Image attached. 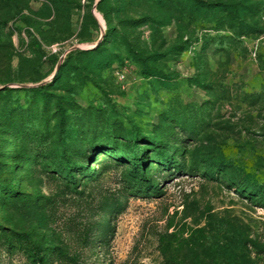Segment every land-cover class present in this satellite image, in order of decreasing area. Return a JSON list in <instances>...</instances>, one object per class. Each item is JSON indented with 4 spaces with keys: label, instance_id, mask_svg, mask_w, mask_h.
<instances>
[{
    "label": "rangeland",
    "instance_id": "374dc122",
    "mask_svg": "<svg viewBox=\"0 0 264 264\" xmlns=\"http://www.w3.org/2000/svg\"><path fill=\"white\" fill-rule=\"evenodd\" d=\"M41 85L42 144L18 137L28 117L4 118L38 98L0 95V185L16 192L0 188V264H33L31 243L55 250L46 264H264L247 193L264 183V0H0V90ZM62 142L114 146L71 182Z\"/></svg>",
    "mask_w": 264,
    "mask_h": 264
},
{
    "label": "trees",
    "instance_id": "16d2710c",
    "mask_svg": "<svg viewBox=\"0 0 264 264\" xmlns=\"http://www.w3.org/2000/svg\"><path fill=\"white\" fill-rule=\"evenodd\" d=\"M235 11H238V9L236 8ZM6 91H25L26 93H30L32 95H34L36 98H38V100L36 101H32V102H28L27 106H28V110L25 113V109L24 107H16V108H12L9 111H4V118H5V122L10 124V128H12L13 126H15V118L19 117V118H23L26 116V118L28 117V123H26L23 127V129H17L18 131V137H20V139H22L23 141L26 142H32V143H38V144H42L44 143V141L48 140V134H43V133H38L37 131L34 130L35 124L44 126V130H47V104H46V86H38V87H33V88H26V89H11V90H7V89H3L0 90V95ZM38 104H40L38 106ZM29 108L34 109L32 112L29 110ZM16 122L18 123V121L16 120ZM25 127H27V129H24ZM69 136V131L66 130ZM44 132V131H43ZM71 134V133H70ZM72 138L71 140H73V136H75L74 133L71 134ZM140 139H138L136 136H133L132 134L129 135V139L127 140L128 142V148L123 149L122 151H120L119 153L121 154V159L126 161L129 160V158H131L130 160V164L132 165L134 171H132L131 173L132 175V181H134L136 183V181L138 179L143 180V176L141 178H138V173L140 172V168L143 165L141 163V158L143 156V154H146V150L140 151ZM177 143H183L182 141H177ZM148 145H153L154 147V151L155 153H157V155L155 156V160L157 163L159 164H163V162H167L171 161V153L166 152L167 149L161 150V143L158 141L157 138H150L147 140ZM101 147H96V148H90V150L88 151H83L77 154H73L71 150H68L66 148V145H64V142L61 143V145L57 146L56 148H53V150L51 151V154L53 155L54 158V163L53 165L55 166V170L57 171L58 174L64 175L66 176V178H69V181L73 182L72 179L76 178L77 174L81 173L82 171L87 170L86 168V163H88L91 160V156L89 154H102V152H107L111 146H114V143H102V145H100ZM105 146L104 151H102V147ZM148 151V149H147ZM144 154V155H145ZM26 155H19L17 157L18 158H25ZM31 156H33L31 154ZM131 156V157H130ZM35 158L30 157L27 161H23L22 165H26L30 162H34ZM244 177H249V175H245ZM143 186V185H142ZM141 186V187H142ZM1 190L4 192V194H8L7 196H13L16 195L15 189L14 188H7L4 187L2 185H0ZM143 188V187H142ZM247 193H249L248 195L250 196L251 200H253V202H256L257 204H259V206H263L264 207V183H260L257 181H254V183L249 184V187L247 189ZM96 241V239H93ZM31 248H30V258L33 264H46V257L45 255H41V252H47L48 249L46 250H40L37 246H35L34 244H30ZM50 252H54V249L48 250Z\"/></svg>",
    "mask_w": 264,
    "mask_h": 264
},
{
    "label": "water",
    "instance_id": "95a60500",
    "mask_svg": "<svg viewBox=\"0 0 264 264\" xmlns=\"http://www.w3.org/2000/svg\"><path fill=\"white\" fill-rule=\"evenodd\" d=\"M58 70V69H57Z\"/></svg>",
    "mask_w": 264,
    "mask_h": 264
}]
</instances>
